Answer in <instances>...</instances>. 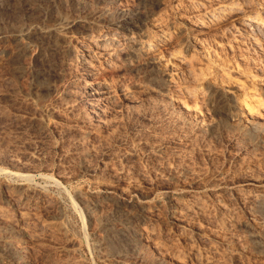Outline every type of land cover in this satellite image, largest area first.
Listing matches in <instances>:
<instances>
[{"label": "rangeland", "instance_id": "1", "mask_svg": "<svg viewBox=\"0 0 264 264\" xmlns=\"http://www.w3.org/2000/svg\"><path fill=\"white\" fill-rule=\"evenodd\" d=\"M137 1L0 0V181L34 190L19 205L0 197V206L22 209L31 219L22 233L0 229V264L16 263L2 256L8 240L24 264H199L191 257L213 249L217 259L205 264H264V205L254 200L264 199V117L242 102L264 92V56L237 46L223 28L233 12L204 22L209 7L229 0H202V6L154 0L142 13L144 24L126 23L135 37H169L147 53L141 47L127 65L117 55L112 70L101 71L111 86L135 92L129 101L109 103L108 111L98 99L95 117L84 113L73 85L67 64L73 55L54 73L42 60L54 43L43 37L47 30L62 44L87 40L108 25L119 27L120 15L132 14ZM247 1L264 14V0ZM17 43L25 51L20 73L7 58ZM176 53L189 58L188 69L169 57ZM148 54L161 56L160 63L148 64ZM192 85L201 94L187 96L184 88ZM223 91L234 112L214 113L211 103ZM104 187L136 202L135 231L123 230L138 241L123 251L105 243L111 235L102 221L118 208L103 197ZM172 191L198 199L184 225L170 218ZM45 195L52 203L37 204ZM251 232L263 242H254Z\"/></svg>", "mask_w": 264, "mask_h": 264}, {"label": "bare ground", "instance_id": "2", "mask_svg": "<svg viewBox=\"0 0 264 264\" xmlns=\"http://www.w3.org/2000/svg\"><path fill=\"white\" fill-rule=\"evenodd\" d=\"M153 1L154 0H138L137 8L132 14L120 15L119 21H123V23L119 25V27L117 26L112 27L108 25L106 30L103 31L101 30L99 33L91 35L87 40L84 39L74 40L75 38L74 39L69 38L67 40L68 42L62 44V42L59 43V34L57 32L50 30H47L45 32V35L43 37H46L47 40L51 39L54 43L48 49H44V53H42L43 54L42 60H44L46 63L49 64L52 73H54L55 71L57 72V70H59L58 72H60V70L62 71V68L59 69L58 66L59 63H62V65L64 64L65 55L74 56L68 59L69 61L67 64L70 66L69 69L71 70L70 72L72 73L74 79L73 85L75 87V90L78 93L82 94L84 103L88 108V110L84 113L89 112L92 117H95L98 111L101 110L100 105H98V99H100L103 105L107 106V109L106 108L105 109L106 111H108L111 108L110 107L108 109L109 103H114L117 102L118 100L129 101L131 96L134 95L133 93L135 91L133 90V88H130L128 86L126 87L122 85L118 87L111 86L104 78L101 71L112 70L111 68H113L115 62L114 57H117V55L120 56L119 62L127 65V62L131 61L135 56L137 57L136 51H138L141 47L142 48L146 47V53H147L150 49L155 50L156 48H159L158 47L160 45L159 43L164 40L166 41L167 37H169L168 34L166 35V33L164 32L159 35L148 36V39H146L145 37L141 38V37L133 36L132 35L133 32H131V28L133 29V27H128V29H125L126 26H128L126 24L128 22L131 23L138 22L139 26L144 24L145 23L144 18L141 17L143 15L142 13L145 14L149 11V9L152 7ZM246 1L247 0H229V2L226 3L225 5H220L219 7H211V8L209 7L210 10H208V12H206L205 15L207 19L204 22L208 24L207 21H210L211 18L214 19L216 16L220 17L222 14H226L230 11L233 12L234 18L232 17V19L229 20L227 27H223V28H228V30L227 29L226 30L231 33L233 37L232 39H234V41L236 42L235 44H237V46H239V44L240 45L248 44V46L255 53L257 54L260 53L264 56V14L254 11L253 9H250V7H248L247 4L248 1L247 2ZM194 2H195L194 4H198L199 6V4H201L203 1L198 0ZM200 23L202 24L203 22ZM23 48H24V44L17 43L14 49L9 51L8 52L9 54L7 53L8 57L6 55V57L8 58V64L10 66H13L11 68H13L14 72L16 71L19 72V68H21V66H19V60L24 51ZM59 52L60 53L62 52L64 54V55L62 54L63 55L62 58H59L60 55L57 57L56 54H58ZM150 54H148L149 58L146 59L147 60L146 62L148 64H153L155 62L160 63L161 56L158 55L150 56ZM177 56L180 62L182 63V65L186 66V68L190 66L189 58H187L183 54L178 55L176 53V54H172L169 57L172 59V58H176ZM11 68H9V70ZM263 83L264 81L262 82L261 80L259 85H263ZM240 85H243V83H240ZM259 85L257 87H260ZM192 86L190 87L186 86L184 88L186 95L188 94L187 96H189V94L191 95L192 92H194L195 95V91L196 94L198 93L201 94L202 91L200 86L199 87L198 86L192 87ZM256 92L257 91H255V94L253 95L244 96L242 98V102L245 105L249 106V108H247L248 113H250L251 115H258V116L260 115L264 117V92L262 93H256ZM219 95L221 96L219 98L216 96L217 98L215 99L214 102L212 100L213 103H211V108L213 112L224 113L230 111L231 109H232L231 111L234 112V109L232 108L233 105L229 104L230 101L228 102L229 95L224 91ZM94 99H96L97 102L93 105ZM86 131L90 132L91 128H87ZM21 171L23 172L24 177L27 176L28 178L31 170L25 168L22 169ZM13 184L12 185L8 183L4 184L1 183L0 181L1 198H3L4 200H6L7 202L13 205H19V203H23L24 199H26L27 197L34 198V196L32 195L34 190L32 192L29 189H27L28 187H25L26 189H22L21 191L17 189V187L15 188ZM102 194L103 197L113 201L118 208V209L115 208L116 212L112 213V215L110 216L105 217L102 221L104 224L103 227L106 228V231L109 232V234L111 235V238L107 240L105 243H107L108 247L111 250L117 249L118 251H121L122 248L124 250L123 246L125 244L133 243L136 241V240L133 241L132 239L130 240L129 236L127 238V234L125 233L126 231L124 232V230L126 229L132 230V232L135 231L132 221L137 214L133 213L134 211L132 212V210L134 209L133 208L134 203L136 202L133 201L132 199L128 200L126 198L127 196H125L124 193L122 192L117 193L111 187H104L102 190ZM170 195L171 196L167 200H171L172 198H173L172 200H174V204L173 205L171 204V206L169 207L171 209L168 210V212L170 213L169 214L170 218H174L175 219L174 221L178 224H182V225L186 224L184 222V216L189 211L199 207L198 199L195 198L193 200L190 197L183 195L180 192L177 193V191H172ZM38 196H35V198ZM259 196L257 197L255 196L256 199L254 198L253 199L255 200V205L261 208L264 205V199L261 198V196L260 197ZM36 202L37 204L39 203L42 205H50L52 203L50 198L46 197V195L39 197L38 201ZM178 202L181 203L182 205H179ZM14 207L15 206H13V208ZM25 212L26 211H23L22 209H18V208H14V211L12 210L11 212L7 210L5 207L0 206V229L3 230L4 232L6 231L10 233H20V232L22 233V231L23 232L26 231L25 227L28 225L31 219H28ZM37 220L39 221V219ZM252 235L254 237L252 239L254 242L257 243L263 242L262 236L257 235V233L256 236H254L255 235L254 232L253 233L251 232V236ZM195 239L197 240L196 237L193 238L191 236L189 240L191 242H194ZM262 245H264V243H262ZM18 249L19 247L15 246L12 242H9L8 240V242H5L4 248L1 249L2 253L4 254L2 256H5L6 258H10L12 259V261L14 260L16 262V263L14 262L15 264H24L25 262L21 260L22 258L20 259L19 257ZM202 253L199 251V255L196 256L193 255L191 259L195 261V263H199V264L214 263V260L217 259L216 257L217 253L220 252H217L216 249L215 250L213 249L209 254L208 253L206 254V252L204 254Z\"/></svg>", "mask_w": 264, "mask_h": 264}]
</instances>
